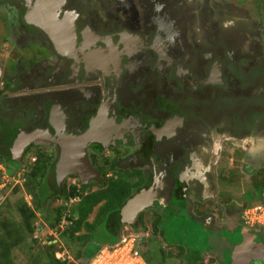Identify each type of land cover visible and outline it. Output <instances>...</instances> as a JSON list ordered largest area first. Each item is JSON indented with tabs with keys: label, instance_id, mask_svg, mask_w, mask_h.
<instances>
[{
	"label": "flooded vegetation",
	"instance_id": "flooded-vegetation-1",
	"mask_svg": "<svg viewBox=\"0 0 264 264\" xmlns=\"http://www.w3.org/2000/svg\"><path fill=\"white\" fill-rule=\"evenodd\" d=\"M255 1L0 0V204L4 171L37 183L43 204L78 205L117 180L131 192L121 224H109L136 230L139 249L154 235L191 261L230 264L239 236L264 242V228L244 220L264 174L239 146L254 126L264 134V99L251 97L242 63L264 71V54L239 43L241 31H264ZM60 162L73 183L57 182ZM245 184L255 192L239 197ZM73 185L84 190L67 198ZM173 217L186 242H169Z\"/></svg>",
	"mask_w": 264,
	"mask_h": 264
},
{
	"label": "rangeland",
	"instance_id": "rangeland-1",
	"mask_svg": "<svg viewBox=\"0 0 264 264\" xmlns=\"http://www.w3.org/2000/svg\"><path fill=\"white\" fill-rule=\"evenodd\" d=\"M261 7L264 8V2L258 0L257 3L255 1V5L251 8L253 14H256V11L260 12L259 9H261ZM239 33L241 35L243 34V31ZM1 177H2L1 184L2 187L5 185L3 189L7 191L8 201L0 204V236L1 238L5 237V233H6L5 226H7L9 229L15 231V237H17V239L21 237L22 246L17 247L12 252V255L16 260L17 264H32L34 257L38 254H40L43 257L41 263L46 264L47 263L46 248L52 244L55 245V251H56L55 256L57 259H60L61 262H64L65 264H84V258H77V252L83 247L82 243L75 239L70 240L67 236L65 238L63 237V232L66 230V227L68 225L67 223H65V219H62V221L64 220L63 223L60 224L57 223L58 220L57 209L59 207L66 210V214H70L72 209L75 208L76 205L74 206L71 205L70 199L69 200L62 199L58 196H56L53 199H49L46 203L43 204L42 200L39 198V196L36 193L37 183L32 184V182H26L24 180L23 175L20 174V176L18 175L11 176L5 173V171L1 173ZM65 182L73 183L72 179L69 181L65 180L64 183ZM256 200L257 199H253V198L247 199L249 205L254 204ZM24 202H26L27 205H30V207H32L36 213V219L34 220L33 224L35 226H38V228L35 229V232L33 234H28L26 232L25 218L24 216L21 215L19 211L20 210L19 206H21L22 203ZM38 202L41 203V209L40 208L37 209L36 207V204ZM98 210H99L98 206L97 207L95 206L90 216V221L92 220V218L95 217L96 215L95 213H97ZM151 216L152 215L151 214L148 215V213L145 215L144 219L146 220V222L150 221ZM65 217L66 216H64V218ZM171 219H174L173 222H171V224L169 223L168 220L165 221L167 222L164 228L165 234L169 237L170 240H179L181 243L186 242L188 238L186 237L187 235L184 234L183 230L177 229V225H176L177 223L180 224L184 222V220H182V218L178 219L176 217H173ZM66 222L70 223L67 218H66ZM54 224L56 225L55 228H53ZM196 229L197 227L195 226V228H192L191 230L194 232ZM189 230L190 229L186 231L187 234H189L188 233ZM99 235H102V233H100ZM134 237H135V241L134 242L132 241L129 244V246L125 247L124 246L125 243H123L122 245L123 239L132 240ZM137 237L138 236L136 230L130 227L122 229L120 235L121 240L120 243H118V245L105 244L101 248V250L105 249V252L103 253V259L106 260L107 264H128L126 258L123 257L122 254H124L127 257V259H129L132 262L134 259L133 254H131L130 250H128V248H130V246L132 245L133 251L138 250L139 254L142 253V258L146 261V263L156 264L158 262L160 263L161 261L164 262L166 260V258H163L162 256L168 250L166 249V245H163L162 241L157 240L154 237V235H152L150 236L151 237L150 245L147 248L142 247V249H139L137 246L138 245ZM6 238H7L6 242L12 241V237L6 235ZM243 238H244L243 236L238 237V239L240 240H243ZM6 245L7 247H9L8 244ZM101 250L99 251V253L101 252ZM113 253L115 254L111 255ZM95 257L96 255L94 256V258ZM231 257H233V254L231 255ZM94 258H92L91 262L94 260Z\"/></svg>",
	"mask_w": 264,
	"mask_h": 264
},
{
	"label": "trees",
	"instance_id": "trees-1",
	"mask_svg": "<svg viewBox=\"0 0 264 264\" xmlns=\"http://www.w3.org/2000/svg\"><path fill=\"white\" fill-rule=\"evenodd\" d=\"M36 172H39V167H36ZM65 194H67V198L69 195L76 196L80 194V191H83L77 188L76 185L71 187L64 186ZM101 192L98 193H90L88 196H84L83 200L72 209L70 214H66L69 221L72 223H68L66 230L63 232V237L66 236L70 240H78L82 243V249L77 252V258H81L82 255H86L87 260L84 261V264H89L92 258L98 254L101 248L105 244L116 245L120 242V233L119 227H112L109 224L111 221L112 223H116L120 225V208L123 205L124 201L130 197L131 192V185L128 182L122 181H111V183L104 188L99 189ZM43 198H46L44 195ZM102 200H105L106 203L100 208V213L97 214L93 222H90L89 218L93 212L95 206ZM37 209H41V203L36 204ZM19 211L22 216L25 218V228L28 234H33L35 229L38 226L33 224L34 220L36 219L35 210L27 205L26 202L22 203L19 206ZM78 212V217L75 216V212ZM59 220L62 216L66 213V210L63 208L57 209ZM56 224V223H55ZM53 225V228L56 225ZM59 224V223H58ZM40 227V226H39ZM5 237L1 238L0 236V264H17L16 260L14 259L12 252L17 247L22 246V239L19 237H15V231L9 229L5 226ZM84 231V232H83ZM102 233V235H99ZM6 235L12 237V241H7ZM101 236V238H100ZM179 240H170L169 242H174ZM180 242V241H179ZM9 247H7V245ZM49 245V244H48ZM197 246L193 249H195ZM47 263L46 264H65L61 262L60 259H57L55 254V245H49L47 248ZM43 257L38 254L34 257L32 264H42L41 261Z\"/></svg>",
	"mask_w": 264,
	"mask_h": 264
},
{
	"label": "crops",
	"instance_id": "crops-1",
	"mask_svg": "<svg viewBox=\"0 0 264 264\" xmlns=\"http://www.w3.org/2000/svg\"><path fill=\"white\" fill-rule=\"evenodd\" d=\"M254 18H256V22L257 25H264V19L263 18H258L255 14L253 16ZM253 18V19H254ZM243 39H241L239 41V43L241 44V48L242 50H244V52L248 55H250L251 53H256L259 54L258 51L259 49H261L262 54H264V31L261 30L256 33V32H251L248 33L247 31L245 33L242 34ZM260 45L259 49H256V47L254 45ZM231 48H234L236 51L238 50V46L234 45ZM254 48V49H252ZM249 52V53H248ZM243 64H247L248 68L247 70H245L246 74L245 76L247 77L246 82L249 80L250 82H252V89H251V97H256L255 99H264V71L261 70L262 68H256V66H250L249 64V56L245 58L244 61H242ZM253 100V99H252ZM256 103V101H255ZM255 119V118H254ZM254 127H256L257 129H255ZM253 128H251V132L248 133V135H246L245 137L247 139L243 140V143H241L240 149L244 148L243 150H245V152H247L249 154V157H251V163H255V168L257 173L255 174H264V143L263 145L258 144L255 142V135H258L259 137H263V130L260 128H258L257 126H254ZM236 131V130H235ZM237 132V131H236ZM254 138V140H253ZM264 138V137H263ZM264 142V140H263ZM243 146V147H242ZM241 157L242 155L239 154ZM256 160V162H255ZM261 168V169H260ZM257 177V175L254 176V178ZM238 179V177H237ZM256 179V178H255ZM258 181H256L257 183ZM259 183V182H258ZM248 189V190H247ZM254 190V189H253ZM251 189V185L250 184H245L243 186V188L241 190H239V197L240 195H244L245 193H250L253 191ZM255 192V190H254ZM241 193V194H240ZM246 196V194L244 195ZM255 197L253 196V199H257L254 204L252 205H246V207H250V206H254L256 204L259 203H263L264 202V193L261 194V196ZM251 198V197H250ZM245 207V208H246ZM191 242H194V240H192ZM195 243V242H194ZM166 245V249L168 250L165 254H163V258H166V260L163 262L161 261L160 263H156V264H202V261L200 259L198 260H189L188 257H184L183 254L185 252L186 247L184 246H168ZM190 245V244H189ZM195 245L193 246L192 243L190 245V248H194ZM141 259L143 261H145L142 258V253H140ZM169 259V260H167ZM171 261V263H170ZM146 263V261H145ZM146 264H151V263H146Z\"/></svg>",
	"mask_w": 264,
	"mask_h": 264
},
{
	"label": "water",
	"instance_id": "water-1",
	"mask_svg": "<svg viewBox=\"0 0 264 264\" xmlns=\"http://www.w3.org/2000/svg\"><path fill=\"white\" fill-rule=\"evenodd\" d=\"M70 168L71 164L69 163H59L57 169V182L59 184H62L65 175L67 174L66 172H68ZM75 172L76 171H74L73 173ZM76 173L80 175L79 172ZM139 201L140 200L138 197L136 199H133V201H131L130 203H128L127 206H125L123 212H121V215L134 211ZM243 237V241L239 245L235 246L232 257V264H255L254 261L256 260H259L262 262V264H264V242H257L255 240V237L249 233L248 235L244 234ZM139 241L142 242L140 246L141 248L147 246V244L145 243L146 237H141Z\"/></svg>",
	"mask_w": 264,
	"mask_h": 264
},
{
	"label": "built area",
	"instance_id": "built-area-1",
	"mask_svg": "<svg viewBox=\"0 0 264 264\" xmlns=\"http://www.w3.org/2000/svg\"><path fill=\"white\" fill-rule=\"evenodd\" d=\"M244 220L248 225L259 226V227L264 228V202L256 204L254 206L246 207L244 210ZM132 241L133 242L135 241V237L132 240L123 239L122 245H123V243H125L124 246L127 247V246H129V244ZM116 245H118V243ZM118 247H120V246H118ZM128 250H130V252H131V254H133V258H134L133 261L131 262L129 259H127V257L124 254H122V256L126 258L128 264H146L141 259V256H140L138 250L133 251L132 245L130 246V248H128ZM104 252H105V249H102L100 253L98 252L99 254H97L96 257L94 258V260L92 262L90 261L89 264H107L106 260L103 259V253ZM114 254L115 253H113L111 255H114Z\"/></svg>",
	"mask_w": 264,
	"mask_h": 264
}]
</instances>
